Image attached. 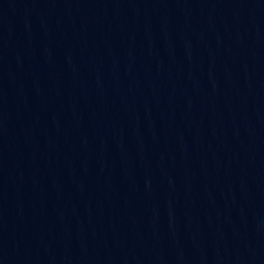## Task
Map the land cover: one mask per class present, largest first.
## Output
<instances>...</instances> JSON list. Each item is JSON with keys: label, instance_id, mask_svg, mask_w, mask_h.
<instances>
[{"label": "water", "instance_id": "95a60500", "mask_svg": "<svg viewBox=\"0 0 264 264\" xmlns=\"http://www.w3.org/2000/svg\"><path fill=\"white\" fill-rule=\"evenodd\" d=\"M215 0H0V264H109Z\"/></svg>", "mask_w": 264, "mask_h": 264}]
</instances>
